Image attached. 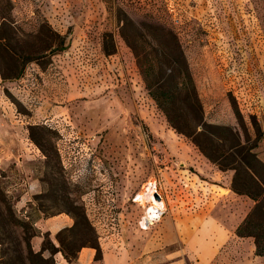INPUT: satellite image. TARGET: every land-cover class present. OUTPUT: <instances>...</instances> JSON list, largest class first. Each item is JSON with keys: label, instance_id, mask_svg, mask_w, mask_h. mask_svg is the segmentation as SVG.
<instances>
[{"label": "rangeland", "instance_id": "obj_1", "mask_svg": "<svg viewBox=\"0 0 264 264\" xmlns=\"http://www.w3.org/2000/svg\"><path fill=\"white\" fill-rule=\"evenodd\" d=\"M106 60L123 85H107ZM252 153L264 162V0H0V254L26 237L50 264L99 257L117 230L144 229L149 181L166 204L154 224L220 202L238 221L254 201L233 167L245 175ZM59 215L70 224L41 228ZM245 250L232 241L210 264H246Z\"/></svg>", "mask_w": 264, "mask_h": 264}, {"label": "crops", "instance_id": "obj_2", "mask_svg": "<svg viewBox=\"0 0 264 264\" xmlns=\"http://www.w3.org/2000/svg\"><path fill=\"white\" fill-rule=\"evenodd\" d=\"M112 60H106L105 70L107 85L111 89L114 88L112 75L123 77V65L117 60L120 65L117 68L111 67ZM124 80L125 76L121 80L118 78L119 86L125 83ZM222 188L230 190V186ZM222 203L206 207L204 211L196 209L190 212H184L181 205L175 204L159 222L134 231L131 236L125 237L123 231L117 230L116 236L120 242L107 237L109 240L101 245L99 257L96 249L84 247L71 260L60 251L54 264H210L230 242L238 240L245 245L246 264H264V256L256 253L254 238L240 237L236 233L250 208L244 209L242 217L237 221L232 216L231 207H228L230 213L227 216L222 214L221 211L225 210ZM114 219L118 226L124 221L121 214H117ZM69 222V217L59 215L43 219L40 226L58 233ZM36 240V245L41 248L42 239L38 236Z\"/></svg>", "mask_w": 264, "mask_h": 264}, {"label": "trees", "instance_id": "obj_3", "mask_svg": "<svg viewBox=\"0 0 264 264\" xmlns=\"http://www.w3.org/2000/svg\"><path fill=\"white\" fill-rule=\"evenodd\" d=\"M161 44L163 48V42H161ZM167 64L169 66L171 65V63ZM151 75L152 73H144V78L148 85L149 83L147 80H150L149 76ZM149 86L154 87L155 91L152 92V95L160 105L165 106L168 101L172 102V100H174V96H169L165 82H150ZM184 87H186V83L184 84ZM189 100L191 101V106L200 109V99L196 90L194 91V87L193 94ZM222 129L227 132L232 131V128L229 126L222 127ZM177 130L178 132L186 134L183 129L177 128ZM249 156L248 160H244L241 158V155H238V157L241 158L243 167L245 168V175L242 176L238 172V168L233 167L236 170V175L232 184L233 190L238 194L250 197L254 201L253 207L242 223L238 226L236 233L240 237H253L256 245V253L264 256V162L258 159L254 153L249 154ZM208 157L213 161L209 155ZM254 162L256 165L255 169L253 166ZM239 182H242L243 187L238 185ZM24 243L25 247L22 246V242L17 240L15 245L16 248L12 250V252L5 250L2 254H0V264H7L9 259L15 261V264H50L48 258L44 255V248L37 251L33 250L31 241L26 237H24ZM0 244H2L1 241Z\"/></svg>", "mask_w": 264, "mask_h": 264}, {"label": "bare ground", "instance_id": "obj_4", "mask_svg": "<svg viewBox=\"0 0 264 264\" xmlns=\"http://www.w3.org/2000/svg\"><path fill=\"white\" fill-rule=\"evenodd\" d=\"M157 191L159 190L156 181H149L135 198V201L143 205L148 212L140 222L142 228H147L153 224L154 220H159L161 214L164 213L165 200L163 198L160 200L155 196Z\"/></svg>", "mask_w": 264, "mask_h": 264}, {"label": "water", "instance_id": "obj_5", "mask_svg": "<svg viewBox=\"0 0 264 264\" xmlns=\"http://www.w3.org/2000/svg\"><path fill=\"white\" fill-rule=\"evenodd\" d=\"M155 196H156L158 199L161 198V195H160L158 192L155 193Z\"/></svg>", "mask_w": 264, "mask_h": 264}, {"label": "built area", "instance_id": "obj_6", "mask_svg": "<svg viewBox=\"0 0 264 264\" xmlns=\"http://www.w3.org/2000/svg\"><path fill=\"white\" fill-rule=\"evenodd\" d=\"M162 215H163V214H161V217H162ZM156 221H158V220H154V221H153V224H154ZM153 224H152V225H153Z\"/></svg>", "mask_w": 264, "mask_h": 264}]
</instances>
